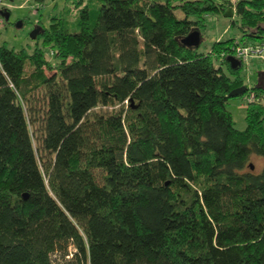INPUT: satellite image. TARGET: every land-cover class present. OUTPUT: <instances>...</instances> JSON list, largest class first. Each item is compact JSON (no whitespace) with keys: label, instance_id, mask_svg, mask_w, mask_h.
Listing matches in <instances>:
<instances>
[{"label":"trees","instance_id":"1","mask_svg":"<svg viewBox=\"0 0 264 264\" xmlns=\"http://www.w3.org/2000/svg\"><path fill=\"white\" fill-rule=\"evenodd\" d=\"M73 3L78 30L0 41V264H264V81L226 58L264 42V0ZM212 14L239 35L201 50Z\"/></svg>","mask_w":264,"mask_h":264},{"label":"rangeland","instance_id":"2","mask_svg":"<svg viewBox=\"0 0 264 264\" xmlns=\"http://www.w3.org/2000/svg\"><path fill=\"white\" fill-rule=\"evenodd\" d=\"M4 3L10 8L9 20L0 17V41H6L9 46L21 48L26 47L28 50L34 49L38 44L42 45V38L32 37V31L35 26L40 24H49L52 16L62 12L70 20V30L80 28L78 7L73 0H4ZM22 20V26L17 25L18 20ZM230 35H239L237 26L232 25L228 17L212 14L209 17L208 25L203 29V41L200 45L201 50H209L212 43L218 38H227ZM216 59V63H220ZM225 70L226 63L223 64ZM50 72V70H47ZM244 72V73H243ZM241 73L249 86L263 82L264 77V60L251 59ZM246 100L240 95L232 96L229 99L227 108L233 113L235 125L238 128H245L246 122ZM252 161L255 162V169L259 170L264 164V158L253 155Z\"/></svg>","mask_w":264,"mask_h":264},{"label":"water","instance_id":"3","mask_svg":"<svg viewBox=\"0 0 264 264\" xmlns=\"http://www.w3.org/2000/svg\"><path fill=\"white\" fill-rule=\"evenodd\" d=\"M0 12L4 15V17L6 19H9L10 11H6V10L2 9ZM22 24H23V21L21 19L17 21L18 26H22ZM40 30L43 31L44 27L41 24H37L32 31V37L35 38L37 36V34L40 32ZM201 40H202V35H201V31L199 29H193L186 36H184L182 38L183 43H185L187 45H195V46L200 45ZM226 58H227V60L230 61L232 67L240 68L242 66L241 60L238 57H236L234 54H230ZM246 90H247V86L242 85L240 87L232 89L230 91L229 95L230 96L240 95V94L244 93ZM251 167L254 168L253 163H251Z\"/></svg>","mask_w":264,"mask_h":264},{"label":"built area","instance_id":"4","mask_svg":"<svg viewBox=\"0 0 264 264\" xmlns=\"http://www.w3.org/2000/svg\"><path fill=\"white\" fill-rule=\"evenodd\" d=\"M234 55L238 57L242 63L246 65L251 59H263L264 60V42L257 44H243L237 42L233 46ZM256 98L255 92H251L249 95L245 97V102L247 106V102L253 101Z\"/></svg>","mask_w":264,"mask_h":264},{"label":"crops","instance_id":"5","mask_svg":"<svg viewBox=\"0 0 264 264\" xmlns=\"http://www.w3.org/2000/svg\"><path fill=\"white\" fill-rule=\"evenodd\" d=\"M255 59V58H254ZM257 59V58H256Z\"/></svg>","mask_w":264,"mask_h":264}]
</instances>
